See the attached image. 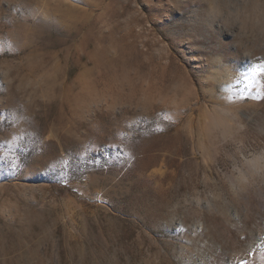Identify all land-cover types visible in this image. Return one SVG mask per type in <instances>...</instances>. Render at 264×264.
Listing matches in <instances>:
<instances>
[{
    "label": "rangeland",
    "instance_id": "1",
    "mask_svg": "<svg viewBox=\"0 0 264 264\" xmlns=\"http://www.w3.org/2000/svg\"><path fill=\"white\" fill-rule=\"evenodd\" d=\"M264 0H0V264H264Z\"/></svg>",
    "mask_w": 264,
    "mask_h": 264
},
{
    "label": "snow or ice",
    "instance_id": "2",
    "mask_svg": "<svg viewBox=\"0 0 264 264\" xmlns=\"http://www.w3.org/2000/svg\"><path fill=\"white\" fill-rule=\"evenodd\" d=\"M264 73V65H257L254 69H253V75H255L256 73Z\"/></svg>",
    "mask_w": 264,
    "mask_h": 264
}]
</instances>
